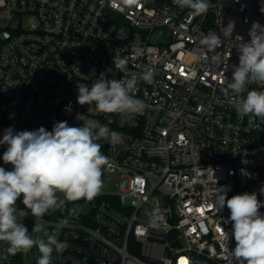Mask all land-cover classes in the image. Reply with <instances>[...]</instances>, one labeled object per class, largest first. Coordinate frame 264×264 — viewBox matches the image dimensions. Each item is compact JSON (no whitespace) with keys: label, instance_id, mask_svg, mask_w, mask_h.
Masks as SVG:
<instances>
[{"label":"built area","instance_id":"built-area-1","mask_svg":"<svg viewBox=\"0 0 264 264\" xmlns=\"http://www.w3.org/2000/svg\"><path fill=\"white\" fill-rule=\"evenodd\" d=\"M262 4L209 0L206 14L192 16L173 0H0V121L31 131L65 120L82 126L79 114L124 137L115 148L99 141L110 158L102 176L128 178L122 194L82 200L68 217L56 210L41 233H31L30 212L23 218L34 237L56 231L68 243L52 264H240L217 196L225 188L227 198L256 192L264 201V120L238 116L222 81L239 63L235 36L248 41L253 21L264 25ZM230 20L228 40L220 29ZM214 31L220 60L199 43ZM114 56L127 60L133 94L146 104L131 120L77 103V84L90 88L102 73L128 78ZM148 71L150 82L141 78ZM5 248L0 242V264H25L35 249L5 259Z\"/></svg>","mask_w":264,"mask_h":264},{"label":"clouds","instance_id":"clouds-1","mask_svg":"<svg viewBox=\"0 0 264 264\" xmlns=\"http://www.w3.org/2000/svg\"><path fill=\"white\" fill-rule=\"evenodd\" d=\"M173 3L181 9H190L192 16L206 14L210 7L209 0H173ZM260 11L264 13V4ZM234 29L235 21L230 20L220 31L225 39L231 40ZM248 35V41L239 34L235 36L239 63L232 66L230 79L224 74V95L241 118L264 120V90H248L251 84L264 88V25L253 21ZM199 43L207 53L215 54L214 60L221 59L223 54L216 49L223 41L216 31L202 36ZM113 63L128 78L109 79L102 73L90 88L77 84V103L91 105L90 113L121 114L131 120L146 104L133 94L137 76H129L127 60L114 56ZM141 78L150 82L152 73L145 72ZM77 119L83 122L82 126H70L65 120L54 123L51 131L44 127L31 131L4 129L0 138V145H6L0 158V242L6 244L5 259L35 247L40 253L36 264H52L53 252H64L68 243L59 240L56 231L38 237L31 233L43 232L47 226L44 217L50 212L64 210L68 202L81 199L90 202L100 194L103 169L110 165V158L102 153L99 141L103 139L115 148L123 145L124 137L99 120L79 114ZM227 191L220 188L217 211L225 206L230 211L235 240L232 255L240 264H264V213L260 211L264 201L258 199L256 192L227 198ZM260 193L264 194V186ZM18 200L23 209L18 208ZM29 212L35 218L31 233L22 223ZM69 212L76 215L75 207ZM63 223L68 224V220Z\"/></svg>","mask_w":264,"mask_h":264},{"label":"rangeland","instance_id":"rangeland-1","mask_svg":"<svg viewBox=\"0 0 264 264\" xmlns=\"http://www.w3.org/2000/svg\"><path fill=\"white\" fill-rule=\"evenodd\" d=\"M102 181H103V187L100 191V194L102 195L122 194L123 191H125L128 188V178L121 177L117 173H109L108 175L102 176ZM53 212H50V214H48L44 218L52 219ZM39 255L40 253L38 252V249L35 248L30 253L25 255V259H24L25 264H36Z\"/></svg>","mask_w":264,"mask_h":264},{"label":"trees","instance_id":"trees-1","mask_svg":"<svg viewBox=\"0 0 264 264\" xmlns=\"http://www.w3.org/2000/svg\"><path fill=\"white\" fill-rule=\"evenodd\" d=\"M6 128H9L8 125H6L4 122H1L0 121V138H2L3 136V132H4V129ZM38 128L40 127H37V128H34L33 130H37ZM45 129H47L48 131H51L52 130V127H45ZM6 150V145H0V158H2V154H3V151ZM0 164H2V159H0ZM5 167H10L8 165H4ZM83 199L77 201V202H69L67 205H66V208L64 209V211L61 212V214L59 216H64V217H68L70 215V212L69 210L74 208L79 202H81ZM17 206L18 208H23V204L20 200L17 201Z\"/></svg>","mask_w":264,"mask_h":264}]
</instances>
